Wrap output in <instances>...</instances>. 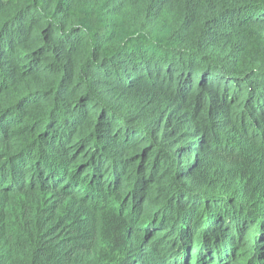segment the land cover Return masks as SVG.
Wrapping results in <instances>:
<instances>
[{"label": "trees", "instance_id": "1", "mask_svg": "<svg viewBox=\"0 0 264 264\" xmlns=\"http://www.w3.org/2000/svg\"><path fill=\"white\" fill-rule=\"evenodd\" d=\"M0 264H264V0H0Z\"/></svg>", "mask_w": 264, "mask_h": 264}]
</instances>
